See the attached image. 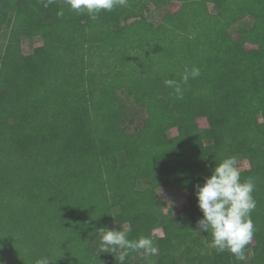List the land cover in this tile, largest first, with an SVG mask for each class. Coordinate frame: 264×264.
Here are the masks:
<instances>
[{
	"label": "trees",
	"instance_id": "obj_1",
	"mask_svg": "<svg viewBox=\"0 0 264 264\" xmlns=\"http://www.w3.org/2000/svg\"><path fill=\"white\" fill-rule=\"evenodd\" d=\"M44 2L0 0V262L119 264L100 252L95 229L107 226L130 240L162 228L163 264H264V0H221L216 12L209 0H128L95 20ZM24 39L42 43L22 75ZM226 157L255 185L244 261L193 231L195 186ZM164 192L187 193L181 211Z\"/></svg>",
	"mask_w": 264,
	"mask_h": 264
},
{
	"label": "clouds",
	"instance_id": "obj_2",
	"mask_svg": "<svg viewBox=\"0 0 264 264\" xmlns=\"http://www.w3.org/2000/svg\"><path fill=\"white\" fill-rule=\"evenodd\" d=\"M52 0H45L47 7ZM71 10L86 13L95 20L101 11L111 12L117 6H128V0H66ZM63 10L57 15L63 16ZM200 75L199 68L185 69L181 81L187 83L189 78ZM181 81L168 79L165 84L173 88L179 98L183 97ZM254 182L251 178L241 181V172L235 157H226L211 169V175L205 177L204 183L195 186V195L203 216L197 221L195 232L210 233L211 244L218 252L228 251L238 261L246 259L244 249L253 237L254 225L251 212L256 207L253 197ZM99 237L100 252H119V264H124L129 252H143L154 255L157 248L154 239L141 235L138 239L128 238L129 230L122 227L117 230L107 226L95 229ZM3 264V262H0ZM35 264H53L48 256H43Z\"/></svg>",
	"mask_w": 264,
	"mask_h": 264
},
{
	"label": "rangeland",
	"instance_id": "obj_3",
	"mask_svg": "<svg viewBox=\"0 0 264 264\" xmlns=\"http://www.w3.org/2000/svg\"><path fill=\"white\" fill-rule=\"evenodd\" d=\"M221 4V0H209V10L211 12H216L219 5ZM179 6V2L177 3L176 7L178 8ZM234 38L235 40L244 45L247 49V53L248 55H254L257 52V46L248 42H245L243 40V38L241 37V35L234 33ZM30 42L27 41V39H24L23 44H24V48H25V52H26V63L24 65H22L20 67V73L23 75L24 73H26L27 71H31L34 69L35 66V59L34 56L32 54H29L31 52V44L33 45H39L41 44V40L40 39H35L33 41V43L29 44ZM97 61V60H96ZM199 124L203 127H206L209 125V121L207 118L202 117L199 118ZM177 133V129L176 128H172L169 131L166 132H159L156 133L152 136V139L154 140V142L158 145H160L161 143H163L164 141H166L168 138L176 135ZM246 164V162H245ZM166 198V200L168 201V203H172L173 205H176L177 207V212L181 211L183 206L186 204L187 200H188V195L185 192H181L178 193L176 195H172V194H166L164 192L163 194ZM169 204V205H170ZM163 235V230L162 228H157L153 231V239L155 240L158 236H162ZM155 244V243H154ZM133 264H163L160 262H157L156 260V254L154 255H143L142 258H139L138 261H135ZM182 264V262L180 263Z\"/></svg>",
	"mask_w": 264,
	"mask_h": 264
}]
</instances>
